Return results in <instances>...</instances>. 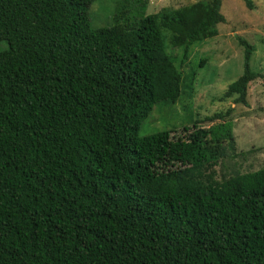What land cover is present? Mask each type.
I'll return each instance as SVG.
<instances>
[{"label": "trees", "instance_id": "trees-1", "mask_svg": "<svg viewBox=\"0 0 264 264\" xmlns=\"http://www.w3.org/2000/svg\"><path fill=\"white\" fill-rule=\"evenodd\" d=\"M94 1L0 0V264H264V168L215 173L233 108L140 136L157 105L198 92L167 50L182 65L216 37L223 0H119L102 28ZM236 40L242 74L220 101L246 106L259 73Z\"/></svg>", "mask_w": 264, "mask_h": 264}, {"label": "rangeland", "instance_id": "rangeland-1", "mask_svg": "<svg viewBox=\"0 0 264 264\" xmlns=\"http://www.w3.org/2000/svg\"><path fill=\"white\" fill-rule=\"evenodd\" d=\"M198 0H149L146 14L165 8L176 9ZM264 1V0H262ZM119 0H95L88 14L93 28L112 26V17ZM227 6L224 7V5ZM241 0H223L222 13L227 23L218 26L213 39L197 42L180 65L182 49L168 47L167 53L184 75L196 71L193 91L184 90L175 106L157 105L140 136H149L164 130H175V136L184 135L182 126H189L197 119L233 108L229 117L235 139L234 156L220 160L215 167L217 177L234 173L255 172L264 168V5L255 12L245 11ZM236 36L253 46L250 69L259 73L247 91V105L234 104L230 99L220 101L229 84L242 74L243 48ZM6 45L0 44V51ZM206 64L197 69L199 60ZM200 91V92H199ZM210 126V123L202 124Z\"/></svg>", "mask_w": 264, "mask_h": 264}]
</instances>
